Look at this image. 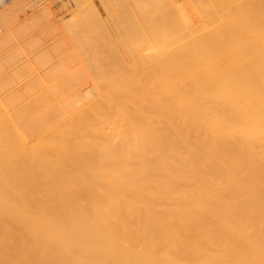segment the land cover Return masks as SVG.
<instances>
[{"label": "bare ground", "instance_id": "1", "mask_svg": "<svg viewBox=\"0 0 264 264\" xmlns=\"http://www.w3.org/2000/svg\"><path fill=\"white\" fill-rule=\"evenodd\" d=\"M27 1L0 6V264H264V0H101L109 65Z\"/></svg>", "mask_w": 264, "mask_h": 264}, {"label": "rangeland", "instance_id": "2", "mask_svg": "<svg viewBox=\"0 0 264 264\" xmlns=\"http://www.w3.org/2000/svg\"><path fill=\"white\" fill-rule=\"evenodd\" d=\"M105 1L104 2L102 1L103 3H105L104 5H106ZM111 1H109V2L107 1L108 2L107 4L110 5L109 3ZM147 1H149V0H147ZM165 1L163 3H166ZM172 1H173V3H172ZM27 2L29 5L31 4L32 8H34V7L35 8H41V7L47 8L48 15L44 18L43 24L49 23L52 25V27L55 28L56 38L60 37L62 35V33L64 32L63 23L68 22L73 27H75L76 25H78L79 27H82L83 30H80V31L81 32L84 31L82 33H85L84 34L85 36L84 35H82V36H84L85 38L86 37L88 38V36L89 37L94 36V35L93 36L90 35L91 32L89 31V28H91V26L95 25V27H97L98 29H95V27H94V29L96 31L98 30V33L96 31H94V32L92 30L91 31L93 34H98L97 35L98 36V59H101L102 63L104 60H106V62L104 61L105 65H109V64L114 63V59H116V57H119V56L124 54V52H123L124 50L121 46L122 43L116 42L119 44L118 45L107 44L106 46H103L101 41H99L101 38L99 32L102 33V31L100 30V25L103 24L102 21L103 22H106V21L109 22L110 21L108 14L106 15V8H104V7H108V6H103V3L101 2V0H29ZM116 2L118 3L119 1H116ZM167 2H170V1H167ZM179 2H180V0H171V3L174 6L177 7V5H179L180 7H184L181 9H183V11L185 12L184 15L187 17L186 11H188V12L190 11L189 7H190L192 2L190 0H181L182 3L181 2L179 3ZM128 3L131 4V3H133V1L132 0H120V3H118V4H120V6L121 5L125 6V4L127 5ZM175 3H177V4H175ZM181 4H183V6H181ZM116 6H118V5L116 4ZM165 6H167V5L165 4ZM132 8H133L132 6H129L125 10L131 11ZM152 8L155 9V7H153V6H152ZM190 17H191V19L193 18V20H195L194 19L195 17L192 14L188 13L187 18H190ZM107 18L109 19V21ZM84 25L86 26V28L84 27L85 29L83 28ZM96 25H98V26H96ZM87 28H88V32L86 30ZM34 31L36 32L37 29H35ZM97 36H95V37H97ZM91 37H90V40L91 41H92V39L94 40V37L93 38H91ZM90 40L88 42H91ZM50 44H51V41H48V40L44 41L42 48L46 49L47 46ZM151 52L152 51H150V50L145 51L144 56H146V57L149 56L151 54ZM125 58L127 59V57H124V59ZM29 66H30L31 71L38 69L37 64H35L34 62H30ZM26 80L27 79L23 78L22 80L17 82V85H23L24 86V82ZM84 92L88 93V94H93V88H92L91 83L87 82V84L84 85V90L82 93H84ZM1 96H3V95H1ZM94 97H96V95H94Z\"/></svg>", "mask_w": 264, "mask_h": 264}, {"label": "built area", "instance_id": "3", "mask_svg": "<svg viewBox=\"0 0 264 264\" xmlns=\"http://www.w3.org/2000/svg\"><path fill=\"white\" fill-rule=\"evenodd\" d=\"M8 1H10V0H0V6H1L2 4H4V3L8 2Z\"/></svg>", "mask_w": 264, "mask_h": 264}]
</instances>
